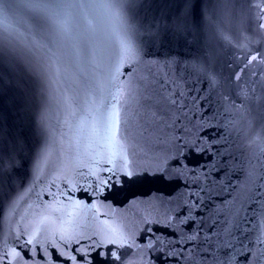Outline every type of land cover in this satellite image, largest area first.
Listing matches in <instances>:
<instances>
[{"label":"water","instance_id":"obj_1","mask_svg":"<svg viewBox=\"0 0 264 264\" xmlns=\"http://www.w3.org/2000/svg\"><path fill=\"white\" fill-rule=\"evenodd\" d=\"M30 2L0 0L4 23L37 45L0 44V254L16 247L17 235L20 244L36 235L33 243L44 246L62 244L64 235L81 241L88 264H189L187 252L171 258L179 247L168 240L195 227L176 217L212 160L197 149L215 142L212 151H227L231 184L220 195L228 200L239 204L264 183V77H234L246 56L264 52L256 7L202 0L212 24L178 28L185 0H125L122 7L49 0L71 5L65 37ZM125 44L138 56L122 62ZM118 89L121 125L112 141L105 115ZM176 92L184 94V115L161 102ZM125 158L137 174L106 171L108 160L119 168ZM253 211L237 234L239 264H264V216ZM27 255L12 264H25Z\"/></svg>","mask_w":264,"mask_h":264},{"label":"snow or ice","instance_id":"obj_2","mask_svg":"<svg viewBox=\"0 0 264 264\" xmlns=\"http://www.w3.org/2000/svg\"><path fill=\"white\" fill-rule=\"evenodd\" d=\"M125 0H116V5L123 6ZM249 4L256 7V21L258 27L264 29V0H248ZM29 7L36 12L50 15L54 19L61 33L67 37L70 30V18L67 9L71 5L50 3L49 0H31ZM105 8H112L113 5H102ZM185 11L177 18L176 25L178 28L188 27L189 21L195 27H199L201 22L212 24L213 18L206 14L202 7V0H185ZM3 8H0V44L4 40L9 41L13 50L23 51L37 47V45L27 40L21 33L6 25L4 21ZM122 62L124 59H135L138 53L133 51L130 46L125 44L122 51ZM246 76L264 77V52H257L255 55L246 56L241 64L237 65V71L234 77L240 81ZM3 77H0L2 80ZM129 96H132V90L129 89ZM120 89L117 90V97H114V103L106 110L105 115V133L106 138L116 141L120 132L121 125V102ZM161 102L170 109H175L177 113L184 115L183 109L187 105L184 102V94L180 92L170 93L162 96ZM193 104L196 103L194 99ZM125 127L127 126V112L125 110ZM126 141L127 137H120ZM215 142L208 144L207 147L197 149L200 152L208 151L212 157L210 164L201 166L203 174V183L198 187L197 191L189 193L190 200L183 205L182 211L185 213L183 217L177 216L178 225L194 224L195 227L191 232H185L181 229L179 232L174 231L172 236L175 240H168L169 244H175L179 250L171 252V258L178 259L189 253V264H239V256L243 247V241L238 233L244 232V224L248 218V212L258 210L264 216V183L254 186L250 190L248 197L237 204L236 198L228 200L220 195L221 191H228L231 181L229 180L228 164L225 157L228 156L227 151H212ZM108 164H112L111 168L106 169L108 172H119L131 177L137 174L134 169L136 165L129 164L125 158L122 167H117L110 159ZM0 168H2V158H0ZM133 169V170H130ZM112 179L111 176L107 180L102 181L107 185ZM261 179H264L262 177ZM229 195L231 192L229 191ZM219 200L221 203L217 204ZM199 214V215H198ZM255 216V211H253ZM43 223V221H41ZM168 226H172V220H169ZM39 232V229H37ZM20 235L16 236V247L11 252L5 250L0 254V264H12L13 261L21 257L22 252H27V260L25 264H77L78 258L83 260L85 264L88 261L84 256L80 255L79 239L59 236L62 244L57 245L53 240L49 245L44 246L37 240L36 235L28 238L23 244H20ZM71 240L76 247L72 248L69 243ZM264 243V240L261 241ZM240 245V248L237 247ZM152 245H149L151 247ZM17 248L20 250L17 251ZM70 249L69 253H65L63 249ZM199 250L201 259H195V253ZM74 253V254H71ZM211 257V260H208ZM253 264V261H249Z\"/></svg>","mask_w":264,"mask_h":264}]
</instances>
